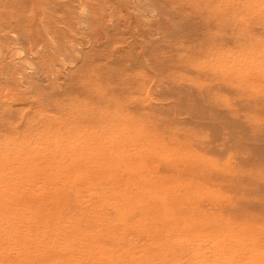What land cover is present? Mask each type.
<instances>
[{"label":"rangeland","instance_id":"1","mask_svg":"<svg viewBox=\"0 0 264 264\" xmlns=\"http://www.w3.org/2000/svg\"><path fill=\"white\" fill-rule=\"evenodd\" d=\"M18 1L0 264H264V0Z\"/></svg>","mask_w":264,"mask_h":264},{"label":"bare ground","instance_id":"2","mask_svg":"<svg viewBox=\"0 0 264 264\" xmlns=\"http://www.w3.org/2000/svg\"><path fill=\"white\" fill-rule=\"evenodd\" d=\"M17 1H18V0H17ZM19 1H20V0H19ZM19 1H18V2H19ZM30 1H31V0H30ZM87 1H88V0H87ZM90 1H91V0H90ZM92 1H93V0H92ZM1 2H2V0H1ZM88 2H89V1H88ZM138 2H139V0H138ZM138 2H137V3H138ZM14 3H15V2H14ZM21 3H22V1L20 2V4H21ZM26 3H27V0H26ZM26 3H25V4H26ZM28 3H29V1H28ZM30 3H31V2H30ZM34 3H35V2H33V5H34ZM90 3H91V2H90ZM120 3H121V2H120ZM151 3H152V2H151ZM0 4H1V3H0ZM16 4H17V3H16ZM22 4H23V3H22ZM31 4H32V3H31ZM152 4H153V3H152ZM18 5H19V4H18ZM23 5H24V4H23ZM28 5H29V4H28ZM35 6H36V5H35ZM111 6H112V4H111ZM4 7H5V6H4ZM32 7H33V6H32ZM15 8H16V7H15ZM20 8H22V7H20ZM104 8H105V7H104ZM149 8H150V7H149ZM28 9H29V8H28ZM96 9H97V8H96ZM102 9H103V7H102ZM18 10H19V9H18ZM33 10H34V9H33ZM33 10H32V13H34ZM37 10H38V9H36V11H37ZM39 10H40V8H39ZM12 11H13V10H12ZM16 11H17V10H16ZM5 12H7V11H5ZM38 12H39V11H38ZM38 12H36V13L34 14L33 21H34V19H36V17H38V15H37ZM27 13H28V12H26L25 14H27ZM0 14H1V11H0ZM5 14H6V13H5ZM9 14H10V13H9ZM16 14H18V13H16ZM98 14H99V13H98ZM100 14H101V12H100ZM17 16H18V15H17ZM41 16H42V19L40 20V23H41V21H44V20H45V19H44L45 12H44L43 10H42V12H41ZM2 17H3V16H2ZM15 17H16V16H15ZM40 18H41V17H40ZM141 18H142V17H141ZM88 19H89V17H88ZM90 19H91V16H90ZM95 19H96V18H95ZM13 20H14V17H13V18L11 17V19L9 20V24H10V26L13 27V28H14V26H16V29L19 28V27L21 26V27H20V30H22V29H23L22 23L19 22V21H13ZM86 20H87V18H86ZM86 20L84 19V21H86ZM29 22H31V21H29ZM34 22H35V21H34ZM34 22L31 23V26H32V24H33ZM86 22H88V20H87ZM2 23H3V22H2ZM40 23H38V25H39ZM96 23H97V22H96ZM124 23H125V22H124ZM5 24H6V23H5ZM36 24H37V23H36ZM2 25H3V24L0 23V26H1L0 28H1V29L4 27V26H2ZM7 25H8V24H7ZM41 25L43 26V25H45V23L43 24V22H42ZM141 25H142V24H141ZM5 26H6V25H5ZM10 26H9V27H10ZM36 26H37V25H36ZM91 26H92V24H91ZM97 26H98V25H97ZM97 26H96V27H97ZM34 27H35V26H34ZM34 27H33V29H34V35H36L35 32H37V31H35V30H36L37 28L35 27V28H36V29H35ZM44 27H45V26H44ZM146 27H147V26H146ZM156 27H157V26H156ZM25 28H26V27H25ZM38 28H39V26H38ZM92 28H93V27H92ZM92 28H91V29H92ZM1 29H0V30H1ZM7 29H8V28H7ZM16 29H15V30H16ZM40 29H41V26H40L38 32L41 31ZM43 29H45V28H43ZM25 30H26V29H25ZM29 31H30V29H29ZM45 31H46V30H45ZM23 32H24V30H23ZM31 32H32V31H31ZM75 32H76V31H75ZM154 32L157 33V31H154ZM0 33H2V30L0 31ZM10 33H12V32H10ZM17 33H18V31H17ZM20 33H21V32H20ZM42 33H43L45 36L48 35V34H45L44 32H42ZM46 33H47V32H46ZM50 33H51V32H50ZM50 33H49V36H51ZM76 33H77V32H76ZM86 33L89 34V33H90V30H89V32H86ZM94 33H95V32H94ZM99 33H101V32H99ZM117 33H118V31H117ZM159 33H160V32H159ZM27 34H28V33H27ZM157 34H158V33H157ZM157 34H156V35H157ZM11 35H13V34H11ZM17 35H18V34H17ZM17 35H15V36H17ZM22 35H23V34H22ZM32 35H33V33H32ZM40 35H41V34L39 33V34H37L34 38H35V39H37V38L40 39V37H39ZM110 35H111V34H110ZM151 35H152V34H151ZM158 35H159V34H158ZM15 36H14V37H15ZM57 36H59V35L57 34ZM61 36H62V35H61ZM69 36H70V35H69ZM92 36H93V35H92ZM94 36H95V35H94ZM144 36H145V35H144ZM149 36H150V35H149ZM149 36H148L147 38H149ZM153 36H154V35H153ZM53 37H56V36H53ZM64 37H65V35H64ZM97 37H98V36H97ZM105 37H106V36H105ZM142 37H143V35H142ZM145 37H146V36H145ZM4 38H5V37H4ZM8 38H9V37H8ZM41 38H42V35H41ZM45 38H46V37H45ZM60 38L63 39V40L65 39V38H62V37H60ZM91 38H92V37H91ZM102 38H103V37H102ZM151 38H152V37H150L149 40H150ZM5 39H6V38H5ZM17 39H18V38H17ZM17 39L14 38V40H17ZM50 39H51V38H50ZM50 39H49V40H50ZM93 39H94V38H93ZM95 39H97V38H95ZM104 39H107V38H104ZM144 39H145V38H144ZM6 40H7V39H6ZM11 40H12V38H11ZM19 40H20V39H19ZM33 40H34L33 38H31V37H29V35H27V36H24V37L22 36V38H21L20 41H21L22 44H25V45H26V44L29 45V43H31V45H34L35 42H34ZM49 40L47 39L48 43H49ZM51 40H52V39H51ZM51 40H50V41H51ZM65 40H66V39H65ZM89 40H90V38H89ZM42 41H43V40H42ZM42 41H41V42H42ZM47 41H46V42H47ZM52 41H53V40H52ZM52 41H51V43H52ZM95 41H96V40H95ZM104 41H105V40H104ZM7 42H8V41H7ZM15 42H16V41H15ZM17 42H19V41L17 40ZM17 42H16V43H17ZM37 42H38V40H37ZM55 42H56V40H55ZM57 42H58V41H57ZM59 42H61V41H59ZM64 42H65V41H64ZM91 42H92V41H91ZM124 42H125V41H124ZM16 43H15V44H16ZM21 43H19V44H21ZM109 43H110V41H109ZM146 43H147V42H146ZM15 44H14V45H15ZM41 44H43V43H41ZM60 44H61V43H60ZM63 44H64V43H63V41H62V45H63ZM92 44H93V43H92ZM94 44H95V43H94ZM113 44H115V43H113ZM35 45H36V44H35ZM65 45H66V44H65ZM102 45H103V44H102ZM18 46H21V45H18ZM29 46H30V45H29ZM36 46H37V45H36ZM113 46L115 47V45H113ZM107 47H109V44H108ZM114 47H113V49H114ZM140 47H141V46H140ZM144 47H145V45H144ZM23 48H24V47H23ZM29 48H30V47H29ZM41 48H42V46H40V49H41ZM106 49H107V48H106ZM111 49H112V48H111ZM141 49H142V48H141ZM32 50H33V49H32ZM115 50H116V49H115ZM38 51H39V49H38ZM38 51H37V52H34V53L36 54V53H38ZM118 51H120V50L118 49ZM29 52H30V51H29ZM29 52H28V53H29ZM102 52H103V51H102ZM106 52H107V51H106ZM32 53H33V52H32ZM34 53H33V54H34ZM65 53H66V52H65ZM107 53H108V52H107ZM121 53H122V52H121ZM123 53L125 54V52H123ZM145 53H146V52H145ZM30 54H31V53H30ZM99 54H100V53H98L97 55H99ZM101 54H102V53H101ZM119 54H120V53H119ZM124 54H123V55H124ZM29 56H30V55H29ZM31 56H32V55H31ZM31 56H30V58H31ZM35 56H36V55H35ZM35 56H34V57H35ZM103 56H106V55H103ZM112 56H113V55H112ZM116 56H118V55H116ZM32 57H33V56H32ZM45 57H47V55H45ZM110 57H111V56H110ZM110 57H107V58H110ZM113 57L115 58V56H113ZM118 57H119V56H118ZM118 57H117V59H118ZM135 57H136V56H135ZM11 58H12V57H11ZM107 58H106V59H107ZM120 58H121V62L124 61V60H123L124 57L122 58V57L120 56L119 59H120ZM26 59H29V57H28V58L26 57ZM90 59H91V57H90ZM90 59H89V60H90ZM103 59H104V58H103ZM110 59H111V58H110ZM117 59H116V60H117ZM20 60H21V59H19L18 62H19V64L22 65V62H21ZM42 60H43V59H42ZM45 60H46V59H45ZM116 60H115V61H116ZM134 60H135V59H134ZM27 61H28V60H27ZM117 61H118V60H117ZM117 61H116V62H117ZM23 62H25V60H24ZM28 62H29V61H28ZM89 62H90V61H89ZM14 63L16 64V62H14ZM44 63H45V62H44ZM28 64H29V63H28ZM92 64H93V63H92ZM17 65H18V64H17ZM23 65H26V64H23ZM26 66L28 67V65H26ZM45 66H46V64H45ZM88 66H89V65H88ZM43 67H44V66H43ZM43 67H42V68H43ZM42 68H41V69H42ZM94 68H95V67H94ZM94 68H93V69H94ZM32 69H33V68H32ZM43 69H44V68H43ZM43 69H42V70H43ZM89 69H92V68L90 67ZM32 71H33V70H32ZM37 72H38V70H37ZM88 72H89V71H88ZM24 74H25V73H24ZM38 75H39V76H43L41 72H38ZM15 76H16V75H15ZM33 76H35V75H33ZM39 76H38V78H42V77H39ZM25 77H26V76H25ZM27 77H28V76H27ZM27 77H26V79H27ZM31 77H32V76H31ZM79 77H80V76H79ZM81 77H82V76H81ZM43 78H44V77H43ZM16 79H17V78H16ZM80 79H81V78H79V80H80ZM30 80H31V81L26 82V83H28V84H27L28 86L31 85L30 82L35 81V78L32 77ZM79 80H78V81H79ZM17 81H18V80H17ZM36 81H37V79H36ZM44 81H45V80H44ZM21 82H22V81H21ZM24 82H25V81H24ZM37 83H39V82H37ZM23 84H24V83H23ZM34 84H35V83H34ZM40 84H41V83H40ZM80 85H81V83H80ZM82 85H83V83H82ZM33 86H34V85H33ZM31 87H32V85H31ZM34 87H35V86H34ZM34 87H32V88H34ZM28 88H29V87H27V89H28ZM35 88H36V87H35ZM35 88H34V89H35ZM24 89H26V88H24ZM27 89H26V90H27ZM29 89H30V88H29ZM29 89H28V90H29ZM36 89H38V88H36ZM36 89H35L33 92H35ZM31 90H32V89H31ZM31 90H30V91H31ZM27 92H28V91H27ZM37 92H38V91H37ZM19 93H20V92H19ZM35 93H36V92H35ZM37 94H38V93H37ZM43 96H46V95L43 94ZM43 96H42V97H43ZM46 98H47V96H46ZM38 99H39V98H38ZM37 101H38V100H37ZM69 120H70V119H69ZM65 128H66V127H65ZM72 128L74 129V127H72ZM64 130H65V129H64ZM72 134H74L75 137H77V136H80V135H83V134H89V133H88L87 131H81V132H78V131H73V130L67 129V130L63 131L60 135H61V136H62V135H65L67 138H69V136H71ZM89 135H90V134H89ZM51 137H52V136H51ZM125 138H126V137H125ZM133 139H134V137H133ZM95 140H96V139H94V138H87V139H84L82 142H83V143L88 142V141H92V142H93V141H95ZM132 141H133V140H132ZM175 200H176V199H175Z\"/></svg>","mask_w":264,"mask_h":264}]
</instances>
